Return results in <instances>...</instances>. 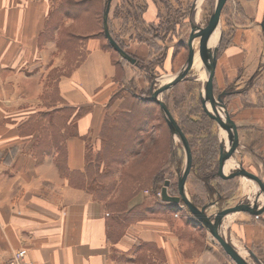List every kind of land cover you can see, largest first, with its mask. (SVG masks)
<instances>
[{
	"label": "crops",
	"instance_id": "1",
	"mask_svg": "<svg viewBox=\"0 0 264 264\" xmlns=\"http://www.w3.org/2000/svg\"><path fill=\"white\" fill-rule=\"evenodd\" d=\"M225 5L213 78L215 92H228L224 103L236 128L225 164H241L264 182V0ZM52 7L53 0H0V264L20 248L34 264H231L195 218L180 219L176 228L165 211L143 212V196L116 211L118 190L103 199L90 188L87 147L117 110L123 80L109 49L91 36L80 41L83 55L72 69L56 79V105L47 98L62 56L48 29ZM65 106L84 110L72 122L73 135L69 121L56 126L57 140L52 117ZM256 210L234 214L231 234L248 262L250 249L264 264V205Z\"/></svg>",
	"mask_w": 264,
	"mask_h": 264
},
{
	"label": "rangeland",
	"instance_id": "2",
	"mask_svg": "<svg viewBox=\"0 0 264 264\" xmlns=\"http://www.w3.org/2000/svg\"><path fill=\"white\" fill-rule=\"evenodd\" d=\"M194 1L195 0H110L109 2V0H106V7L109 2L106 20L108 32H110V35L116 40V44L122 48L126 58L116 52L104 37L102 26L100 28L98 24V20L102 19L101 16L99 15V18L94 16L96 12L101 13L103 6L101 1L94 4L92 17L87 19V22L91 26V28L89 26L91 32L92 30H96V27L94 28L95 24L100 28L98 37L112 54L113 62L117 66V77H119V79L122 77L123 86L118 96L126 98V107L124 109L128 110L130 106L133 108L127 112L126 118L119 122L118 127L113 125L116 119L110 121L107 125L108 128L106 130L105 139L106 153L109 158H106L110 159V161L115 159L112 160V162L116 163V165H118L117 162L120 161V158L122 159V165L125 163L124 179L126 180V184L124 183L122 185L123 187L121 189L119 188L122 192L116 197L113 207L114 209L115 206L116 208H120V204L118 206L116 204L121 200L126 199L125 202L128 203L138 196V199L143 196L145 205L151 208L154 207V211H165L166 216H170L169 218L172 222L173 220L178 222L176 223L178 224L176 228H178L179 225L181 226L180 219L182 221L189 219L194 220V217L182 200L178 203L167 202L164 206L165 208L161 207V205L158 206L159 203L163 202L160 197L161 189H158L156 192L152 191V186L150 185L151 175L149 174H152V169L157 171L158 165L160 166L161 160L166 152L163 177L170 182L167 187V192L171 196H178V181L186 165L185 149L178 136L170 132L160 106L150 99V87L152 85L159 87L167 83L170 76L185 64L188 56L187 42L193 32L191 28V19L194 18L197 27L206 25L214 7L215 0H198L194 10L195 15H193L191 9ZM225 3L229 4V0H226ZM147 4L156 5L153 9L155 16L150 24H146L140 19V17H142V11ZM63 24L64 29L70 33H83L81 23L79 24L70 18L63 19ZM52 34L57 43L58 31H52ZM80 44L81 42L79 41L73 43L65 41L61 42L59 45L57 44L60 53L55 54L62 55L61 58L58 56L61 62L52 70V73L49 75L50 80L48 82L46 81L47 86H52L50 97H48L49 94L47 97L52 99L54 105H56L58 97L56 79L62 74H67L83 55ZM191 45L193 49V60L191 67L186 72L187 78L168 87L159 95V98L167 105L170 114L179 125L181 131L182 128L180 125H183L182 123H184L185 119L192 118L196 120L197 116L194 115L193 111L199 109L197 105H199L200 109L203 111L199 100L205 73L203 68L204 62H202L200 55L201 43L198 35L193 38ZM131 60H133V62H131ZM123 64L128 66L124 71L122 69ZM190 81H195V83L192 84ZM48 92L50 91L47 89V93ZM217 93L219 94V92H215L213 84L214 98L218 95ZM125 110L118 115L115 114V117L123 116ZM206 116L210 122L206 130H209L210 133L206 130L204 131L207 133H201L204 135L212 133L216 135L217 160L221 141L227 143V133L216 120L210 118L207 114ZM147 117L150 122L148 126H146L147 124L145 122ZM52 119L54 122L52 133L57 140L59 136L57 137L56 133H59L60 130H58L56 126L60 124L64 125L65 120L69 121L68 134L74 133L75 129L72 122L75 118L72 110H63L62 114H54ZM143 127H151L152 130L147 128L145 133H142V130H144ZM183 134L186 137L189 147L190 143L193 141V147H190L192 158L191 168L183 185L184 193L199 209L203 205H206L205 213L212 221L214 215L219 211L225 210L238 203L246 201L251 202L262 197L261 189L254 181L245 177L223 178L217 173V164L214 162L210 164L208 157L205 158L204 155L202 156L200 148L201 142H204L202 135L193 137L192 135H187L185 132H183ZM63 135H65V133H63ZM141 138L145 141L141 148L137 150L138 142ZM99 142V139H96L93 142L94 145L89 143L88 155L90 153H92V155L93 153L95 154V149L99 146ZM136 150L140 152L131 156V153ZM197 150L201 153V160L196 154ZM227 164L226 171L238 165L231 163ZM110 165L111 174L106 176L107 183L110 179L119 181V172H117L115 164L111 163ZM103 167L104 170L107 168L106 165ZM212 169L213 172L211 171ZM211 174H214L215 178L208 179L207 182H204L203 178ZM90 178L91 176L88 178V184L94 183L91 182ZM132 178L138 179L140 184L135 181L131 183ZM104 180L105 178L102 176V179L98 178L97 181L103 183ZM205 183L208 185V188ZM133 184L137 187L136 190L133 189L134 187L132 188ZM106 193L107 192L103 194ZM115 195L117 196V194ZM236 213L223 219L220 231L224 237L230 239L231 242L233 241L234 246L238 249V243L236 244V240L233 234H231V227H235V225L233 226V217ZM197 223L199 224L197 228H202V232L206 234L207 239L217 246V248H220L209 231L198 221ZM196 241L198 244L202 242L199 233L196 237ZM220 250L222 249L220 248ZM238 250L244 258L249 260L246 252H244L242 248ZM230 263L234 264L231 260ZM250 263L254 264L253 261Z\"/></svg>",
	"mask_w": 264,
	"mask_h": 264
},
{
	"label": "water",
	"instance_id": "3",
	"mask_svg": "<svg viewBox=\"0 0 264 264\" xmlns=\"http://www.w3.org/2000/svg\"><path fill=\"white\" fill-rule=\"evenodd\" d=\"M197 1L198 0H195L192 5L191 11L193 15ZM109 2L105 10V18H104L105 23L107 20V14L109 10ZM225 2L226 0H215L214 7L205 26L197 27L196 23L194 22V18L191 19V28L193 32L191 33L187 42L188 56L185 64L178 72L170 76L169 81L167 83H164L159 87H155L154 85L150 87L151 90L150 99L156 102L160 106V109L170 129V132L178 136L185 149V155H186V165L178 181L179 195L171 196L170 194H168L167 187L169 186L170 182L169 180H165L160 190V197L161 200L170 203H178L179 201L182 200L185 206L187 207V209L189 210V212L191 213V215L209 231L213 239L219 244V246L222 248L225 254L234 262V264H252L248 262V260L244 258L236 250V248L232 245L231 241L228 238L224 237L220 231V226L223 219H225L229 215L241 211L256 213L257 212L256 208L262 207L264 205V182L261 180L260 177L245 169L241 164H238L235 168H231L229 171H226L224 167L226 161L230 158L232 153L235 151V147H236V128L226 110V105L224 103V97L228 92L223 91L219 93L215 98L213 95V78L215 74L218 50L221 40V26H219L220 14ZM217 28L219 29L218 39L216 43H214V45H211V36ZM104 34L107 40L109 41V43L113 46V48L126 58L125 53H123V51L112 39L106 27L104 29ZM196 35H198L200 38V43H201L200 55L202 62H204L203 68L205 73V79L202 83V90L200 94V103L203 111L210 118L216 120L221 126V128H223L227 133L226 134L227 143L221 141L219 145L217 173L223 178L245 177L247 179H250L258 184L262 193V197L255 199L254 201L251 202L246 201V202L238 203L234 206L226 208L225 210L217 212L214 215L213 221L205 213L206 205H203L199 209L187 198V196L184 193L183 185L191 168L192 158H191L190 147L179 125L176 123V121L170 114L167 105L159 98V95L163 91H165L168 87L173 86L176 83L187 78L186 72L191 67L193 60V49L191 42ZM131 62H133V60H131ZM247 252L254 264H262L260 260L257 258V256L250 249H247Z\"/></svg>",
	"mask_w": 264,
	"mask_h": 264
},
{
	"label": "trees",
	"instance_id": "4",
	"mask_svg": "<svg viewBox=\"0 0 264 264\" xmlns=\"http://www.w3.org/2000/svg\"><path fill=\"white\" fill-rule=\"evenodd\" d=\"M100 1L103 3L101 13L96 12L95 15H94V12H93V15L95 17H97V18H99V15L101 16L102 19L98 20V24L100 25V28L102 26L103 33H104L105 27L107 28V26H106L107 22L105 23V21H104L105 10L107 8L106 7V0L105 1L104 0L103 1L102 0H53V7H52V10H51V14L49 16V19H48V29L50 28L51 32L55 31L56 29H58V42H57L58 45L61 42H65V41L69 42V43H73V42H76V41L80 42L83 39L85 40L86 38L91 37V36L92 37H98L100 28L97 27V25L95 24L94 28L96 27V30L97 29L98 30L97 31L96 30H94V31L92 30V32H91L90 31L91 30L90 29L91 26L87 22V19L92 17V9H93L94 4L95 3H99ZM152 5H154L156 7L155 4H152ZM148 6L149 5L147 4L144 7V9L142 11V14H141L142 17H140V19H142L141 21L146 23V24L147 23L148 24L151 23V21H146L145 18H144V13H145L146 9L148 8ZM64 17L65 18H70L71 20L76 21L79 24L81 23V26L83 27V33H74V32L70 33L68 31H66L64 29V25H63V22H62ZM54 20H55V22H54ZM89 20H91V19H89ZM53 22H54V24H53ZM89 26H90V28H89ZM109 34H110V32H109ZM52 37H54L53 34H52ZM104 37L106 38L105 34H104ZM112 39L115 41V43H117L116 40L113 37H112ZM106 40H107V38H106ZM223 42H224V38L222 39L220 50L222 48ZM108 43H109V41H108ZM110 46H112V45L110 44ZM112 48H113V46H112ZM120 49L122 50V48H120ZM190 83L194 84L195 81H190ZM48 94L49 93H46V95H48ZM118 94H117V96L116 95L114 96V98L117 97V99L119 100L118 108L112 114H108V115L105 116L103 124H102V127H101V130H100L99 135H98V139H99L100 142H99V146L95 149V154L93 153V155H92V153H90L88 155L87 154L88 147H87V151H86V162H87V167H86L87 169L86 170L88 171L89 177L91 176V178H90L91 182H94V183H91V184H88V185L91 188L94 189V192H95L96 196H98L100 198H103V199L104 198H108L109 197L108 195L111 194V192H110V194H107L108 191H109L108 189H110L112 191V189H114V188L116 190H118V193H117V196H116V197H118V195H120L121 192H122V190H119V188L121 189L123 187L122 185L124 183L126 184V180L124 179V176H125V171H124L125 163L122 165V159L120 158L119 159L120 161L117 162L118 165H116V163L112 162V160H115V159H112L110 161V159L106 158V157H108L107 156L108 154L106 153V139L105 138H106V130L108 128L107 127L108 123L110 121H114L116 119L115 120V124H113V125H116L118 127L119 126L118 125L119 122H121L122 120H124L126 118L127 112H129V110L133 109L130 106L129 107L130 109L125 110L124 108L126 107L125 106V99L126 98L123 97V96H118ZM197 106H198L199 109L197 111H195V110L193 111L194 115L197 116L196 120H193L192 118L191 119H185L184 123H182L183 125H180V126L182 128V131L185 132L187 135H192L193 137L202 135V138L204 139V142L203 143L201 142V144H200L202 156L204 155L205 158L208 157L210 164L213 163V162L217 164V160H216V152H217L216 135L213 134V133L212 134H206V135L201 133V132H205L204 130H206L208 128V123H210V122L208 121V117L206 116L205 112H203L200 109L199 105H197ZM61 109H63V110H72V112L74 113V118L76 116L82 114V111L84 110V109H81V108L76 110V109H74L73 107H70V106H68V107L65 106V107H63ZM124 110H125V112H124L125 114L123 116L115 117L116 116L115 114L118 115L120 112H122ZM110 118H112V119H110ZM145 122L147 124L146 126H148V124L150 123L148 117L146 118ZM134 124H136V123H134ZM151 127H143L144 130H142V133H145V130L147 128L152 130ZM68 128H69V125H68ZM206 131H208L210 133L209 130H206ZM74 133H75V131H74ZM205 133H207V132H205ZM73 134H70V135H73ZM144 141L145 140H143L142 138L139 139L137 150H139L141 148V146L144 143ZM192 142L191 143L189 142L190 143V147H193V143ZM88 146H90V145L88 144ZM137 150L133 151L131 153V156L136 155L137 153L140 152V151H137ZM198 151L199 150H197L196 154L198 155V158L201 160V158H200L201 153H200V151L199 152ZM192 153H193V150H192ZM194 153H195V151H194ZM165 155H166V152H165ZM165 155H164V157L161 160L160 166L158 165L157 171H155V169H152V174L151 173L149 174V175H151L150 176L151 177L150 185L152 186L151 188H152L153 192H156L158 189H161V186L164 184V181H165V178L163 177V174H164V171H165L164 170L165 169V162H166ZM111 163L115 164L117 172H119V176H118V180L119 181H117V180L113 181V180L110 179L109 182L107 183L106 176L111 174V168H110L111 167V165H110ZM104 165H106V167H107L105 170H104V167H103ZM95 170H98V171H95ZM214 170H215V167H214ZM211 171L213 172V169ZM102 176L105 178L103 183L97 181L98 178L102 179ZM213 178H215V176H214V174L213 175L211 174V175H208V176L204 177L203 181L207 182L208 179H213ZM133 181L138 182L140 184V181L138 179L132 178V182L131 183H133ZM141 183H142V180H141ZM205 185L208 188V185L206 183H205ZM132 188L136 190L137 187L135 186V184H133ZM105 192H107V193L103 194ZM116 197L113 199L112 204L116 200ZM125 201H126V199L117 202L116 205L118 206L120 204V208H116V206H115L116 211H119L121 209L123 210V207H124V205L126 203ZM165 204H167V202L163 201V202L159 203L158 206L161 205V207L165 208L164 207ZM141 208H142L141 210H143V212L146 211V210L149 211L150 213L151 212H156L153 209L154 207L153 208H151V207H147L146 208L145 204H143L141 206ZM193 222L196 225L199 226V224L195 220Z\"/></svg>",
	"mask_w": 264,
	"mask_h": 264
},
{
	"label": "built area",
	"instance_id": "5",
	"mask_svg": "<svg viewBox=\"0 0 264 264\" xmlns=\"http://www.w3.org/2000/svg\"><path fill=\"white\" fill-rule=\"evenodd\" d=\"M9 264H34V263L28 259L26 250L20 248L12 252L9 260Z\"/></svg>",
	"mask_w": 264,
	"mask_h": 264
},
{
	"label": "bare ground",
	"instance_id": "6",
	"mask_svg": "<svg viewBox=\"0 0 264 264\" xmlns=\"http://www.w3.org/2000/svg\"><path fill=\"white\" fill-rule=\"evenodd\" d=\"M198 8V7H197ZM195 13V12H194ZM195 15V14H194ZM199 25V24H198ZM216 32V33H215ZM217 39H218V28L214 31V33L212 34V36H211V45H214V43H216V41H217ZM227 165L228 164H225V169L227 168Z\"/></svg>",
	"mask_w": 264,
	"mask_h": 264
},
{
	"label": "flooded vegetation",
	"instance_id": "7",
	"mask_svg": "<svg viewBox=\"0 0 264 264\" xmlns=\"http://www.w3.org/2000/svg\"><path fill=\"white\" fill-rule=\"evenodd\" d=\"M218 154H219V152H218ZM217 162H218V158H217ZM217 167H218V163H217Z\"/></svg>",
	"mask_w": 264,
	"mask_h": 264
}]
</instances>
